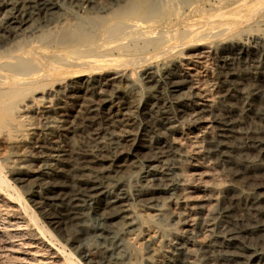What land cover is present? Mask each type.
Returning a JSON list of instances; mask_svg holds the SVG:
<instances>
[{
  "label": "bare ground",
  "instance_id": "6f19581e",
  "mask_svg": "<svg viewBox=\"0 0 264 264\" xmlns=\"http://www.w3.org/2000/svg\"><path fill=\"white\" fill-rule=\"evenodd\" d=\"M106 1L114 4L98 8L95 0H66L89 10L82 24L61 15L54 0H0V10L8 11L0 21V134L10 139L13 170L33 182L50 180L44 184L46 198L53 205L64 204L68 220L95 212L106 239L135 227V217L129 216L133 196L123 178L138 170L137 159H144L153 175L142 178L136 200L158 218L164 216L168 207L159 200L169 194L172 176L165 171L177 149L170 136L181 120L210 114L217 131L208 137V152L230 163L227 171L233 179H264V162L241 157L264 155V80L259 84V77L264 79V0L189 1L179 18L176 9L183 0ZM168 13L176 16L164 17ZM201 43L219 51L218 80L225 94L219 106L194 104L184 92L192 82L179 71L178 56ZM138 76L153 84L148 96L143 94L148 89L142 91L144 104L139 102L143 88ZM237 77H245L249 85L229 84ZM164 85L172 89V97H164ZM33 145L44 156L55 153V162L15 168L17 161L27 160ZM10 190L25 200L0 168V191ZM252 190L246 196L232 194L243 213L227 227L223 246L185 255L188 264H264V188ZM25 211L34 215L43 235L59 241L27 202ZM63 257L64 264H84L73 252Z\"/></svg>",
  "mask_w": 264,
  "mask_h": 264
},
{
  "label": "rangeland",
  "instance_id": "374dc122",
  "mask_svg": "<svg viewBox=\"0 0 264 264\" xmlns=\"http://www.w3.org/2000/svg\"><path fill=\"white\" fill-rule=\"evenodd\" d=\"M95 1L98 8H101V6L102 8L104 6L111 7L114 4L113 1ZM189 1L197 0H183L176 9L180 13L179 15L168 13L164 17H181L182 8ZM54 3L58 6L61 15L76 19L82 24L89 16L88 9L67 4L66 0H54ZM7 14L8 11L0 10V21ZM209 46L210 44L201 43L198 46H192L193 48L185 49L186 51H183L185 54L183 55L182 53L178 56L180 62L179 71H182V74H187L191 79L192 87L188 86L184 89V92L188 91L186 94L193 97L196 102L194 104L219 106L222 104L225 95L223 93L224 90H222L224 84L218 80L222 64L220 55H217L219 51L215 47ZM243 78L245 77L232 78L229 80V84L233 86L240 83L239 85L243 84L244 87H247L249 82L246 78ZM259 78V84H262L264 79ZM139 79L141 80L140 76H138ZM147 85L141 80L140 87L141 89L143 88L142 90L140 89L141 92L139 91V102L141 104L146 102L149 88L153 86V84ZM167 86L164 85L165 88ZM164 87L161 91L165 96H162L165 98L172 97V89L168 86L164 90ZM142 91L147 96L141 95ZM162 92L161 94H163ZM236 107L243 110L240 104H237ZM207 114L192 120L188 119L190 121L186 120V122L181 120L176 123L177 126L175 125L176 127L174 126L172 130L170 138H174L172 141L176 143L177 155L175 154V158L171 157L169 159V165L165 171L170 177L172 176L169 182L171 185L168 188L169 194L165 197V201L164 199L159 200L161 203H166L168 207L164 216H160L164 218H158L152 210L144 206L143 202L141 206V201L138 202L136 200V189H140L143 186L142 178L146 175L151 177L153 175L152 169L146 161L142 158L137 159V161L139 160L138 163H140L138 170H133L123 178L129 193L133 196L130 203L132 206L129 205L130 211H132L130 214L133 213V216H129L136 218L133 219L136 221L135 227L131 230L133 232H130V229H124V227L117 235H111L107 239L100 233L99 218L95 212H88L85 218L78 220L69 219V221L64 215L65 205L61 203L53 205L46 198L47 190L44 184L46 185L50 180H36L37 182H33V179L13 170L14 165L12 164L11 166L9 160L12 154L10 141H8L10 139H7L6 136L2 137L4 134H0V168H2V172L12 181L14 186L19 191L21 190L25 199L21 200L17 192L15 193L13 190L0 191V264H64L65 257L63 256L70 252L81 258L84 264H165L167 260L172 264H188L184 256L191 252L194 253L195 251L200 254V252L204 253L206 250H219L226 241L224 232L243 213L244 206L234 204L232 194H237V192L240 194L244 193L243 195L245 196L253 194L255 188H264V179H254L248 176L242 177L240 180L233 179L227 171L230 163L222 159L220 154L216 155L208 152V137L217 131V125L214 123L213 117ZM138 121L142 123L141 118ZM127 123L131 125L133 121L131 120ZM251 123L256 124L255 122ZM39 151L35 146H30L29 150L27 149L26 151L27 160L29 159L28 161L30 162L27 163V160L25 162L24 160L17 161L15 168L18 166L23 170L35 169L41 163L51 164L55 162L53 157L55 153L53 156H44ZM35 155L37 156L36 158ZM258 156L255 153H249L241 157L243 160L255 159L264 162V155ZM30 163L33 167L30 166ZM38 182L40 185L37 186ZM256 185L258 186L256 187ZM251 189H253V192H251ZM116 192L120 193V190H116ZM11 196L15 200L10 198ZM26 202L35 209L39 216L38 222H44L47 227L53 229L59 241L54 240L48 234L43 235L39 226H36L35 222L33 223L34 215L26 213ZM217 211H223L226 214L219 217L217 215L216 217L213 213ZM150 216L155 217L150 220ZM53 219L59 220V226L57 223L53 224ZM214 223H218L219 227H215ZM71 231H74V234ZM186 233L191 236L186 238ZM175 235L178 237L176 238ZM175 249L177 252H175Z\"/></svg>",
  "mask_w": 264,
  "mask_h": 264
}]
</instances>
